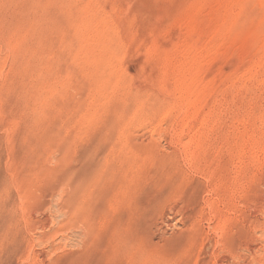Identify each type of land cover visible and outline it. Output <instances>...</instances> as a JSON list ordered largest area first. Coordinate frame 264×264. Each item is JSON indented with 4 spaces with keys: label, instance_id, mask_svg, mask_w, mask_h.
I'll use <instances>...</instances> for the list:
<instances>
[{
    "label": "rangeland",
    "instance_id": "1",
    "mask_svg": "<svg viewBox=\"0 0 264 264\" xmlns=\"http://www.w3.org/2000/svg\"><path fill=\"white\" fill-rule=\"evenodd\" d=\"M0 264H264V0H0Z\"/></svg>",
    "mask_w": 264,
    "mask_h": 264
}]
</instances>
